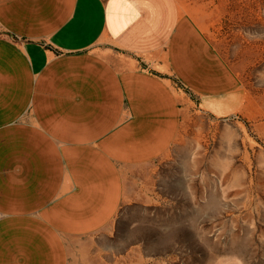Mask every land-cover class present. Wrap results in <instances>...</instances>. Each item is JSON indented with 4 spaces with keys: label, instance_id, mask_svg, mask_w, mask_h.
<instances>
[{
    "label": "crops",
    "instance_id": "crops-1",
    "mask_svg": "<svg viewBox=\"0 0 264 264\" xmlns=\"http://www.w3.org/2000/svg\"><path fill=\"white\" fill-rule=\"evenodd\" d=\"M183 90L219 118L246 100L180 0H0V264H115Z\"/></svg>",
    "mask_w": 264,
    "mask_h": 264
},
{
    "label": "rangeland",
    "instance_id": "rangeland-1",
    "mask_svg": "<svg viewBox=\"0 0 264 264\" xmlns=\"http://www.w3.org/2000/svg\"><path fill=\"white\" fill-rule=\"evenodd\" d=\"M238 73L242 111L219 118L185 90L177 144L120 210L115 264H264V0H180ZM127 206V207H125Z\"/></svg>",
    "mask_w": 264,
    "mask_h": 264
},
{
    "label": "built area",
    "instance_id": "built-area-1",
    "mask_svg": "<svg viewBox=\"0 0 264 264\" xmlns=\"http://www.w3.org/2000/svg\"><path fill=\"white\" fill-rule=\"evenodd\" d=\"M179 87V86H178Z\"/></svg>",
    "mask_w": 264,
    "mask_h": 264
}]
</instances>
